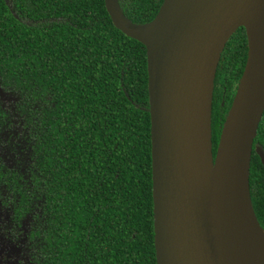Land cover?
Masks as SVG:
<instances>
[{
	"label": "trees",
	"instance_id": "obj_1",
	"mask_svg": "<svg viewBox=\"0 0 264 264\" xmlns=\"http://www.w3.org/2000/svg\"><path fill=\"white\" fill-rule=\"evenodd\" d=\"M7 1L10 8L0 0V86L18 97L15 111L33 143L29 185L46 216L31 233L33 263L155 264L143 46L112 26L103 0ZM161 1L118 3L143 24ZM245 55L240 27L214 77L228 101ZM222 122L210 114L212 153ZM252 145L264 151V109ZM248 188L264 231V168L253 151Z\"/></svg>",
	"mask_w": 264,
	"mask_h": 264
},
{
	"label": "water",
	"instance_id": "obj_2",
	"mask_svg": "<svg viewBox=\"0 0 264 264\" xmlns=\"http://www.w3.org/2000/svg\"><path fill=\"white\" fill-rule=\"evenodd\" d=\"M103 6L145 50L155 264H244L248 228L264 235L248 188L252 151L264 168L262 148L252 145L264 109V0H162L143 24L128 20L118 0ZM240 27L245 61L212 153L213 80Z\"/></svg>",
	"mask_w": 264,
	"mask_h": 264
},
{
	"label": "flooded vegetation",
	"instance_id": "obj_3",
	"mask_svg": "<svg viewBox=\"0 0 264 264\" xmlns=\"http://www.w3.org/2000/svg\"><path fill=\"white\" fill-rule=\"evenodd\" d=\"M213 90L211 113H216L219 122L221 117L224 119L232 96L228 101L229 90L224 85L216 84ZM0 91L13 99L9 105L0 100L2 111L0 119V237L18 250L16 264H34L33 251L30 248L32 247L31 233L43 225L46 216L43 196L37 191H32L29 185L33 163V143L23 117L15 111L18 97L1 86ZM221 124L216 125L218 130ZM12 147L17 149L16 154L12 153ZM6 150H10L11 158L6 155ZM8 160H12V164L9 165ZM4 173H7V177L2 183ZM30 192H33V195H29ZM35 237L37 239V234Z\"/></svg>",
	"mask_w": 264,
	"mask_h": 264
},
{
	"label": "bare ground",
	"instance_id": "obj_4",
	"mask_svg": "<svg viewBox=\"0 0 264 264\" xmlns=\"http://www.w3.org/2000/svg\"><path fill=\"white\" fill-rule=\"evenodd\" d=\"M197 164L206 168L205 156L202 150L199 151L197 155ZM247 239L244 241V245L247 248V254L243 258L244 264H264V235L258 230L255 225H251L248 228ZM243 239H239L238 242L242 243ZM257 255L258 263L252 261L250 256ZM247 259V260H246ZM260 260V262H259Z\"/></svg>",
	"mask_w": 264,
	"mask_h": 264
},
{
	"label": "rangeland",
	"instance_id": "obj_5",
	"mask_svg": "<svg viewBox=\"0 0 264 264\" xmlns=\"http://www.w3.org/2000/svg\"><path fill=\"white\" fill-rule=\"evenodd\" d=\"M28 24L30 22H27ZM0 100L3 101L4 104L9 105L13 101L12 98L7 97L0 91ZM10 150H6V155L8 157H12L9 153ZM12 153L16 154L17 149L12 147ZM263 151V150H262ZM264 153V151H263ZM7 163L10 165L12 164V160H8ZM18 250L12 246L11 244L6 243L2 237H0V264H16V256Z\"/></svg>",
	"mask_w": 264,
	"mask_h": 264
}]
</instances>
